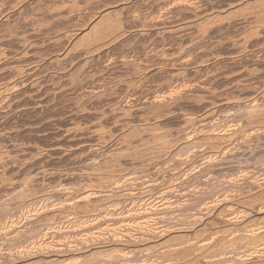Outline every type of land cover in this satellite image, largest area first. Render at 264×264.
I'll use <instances>...</instances> for the list:
<instances>
[{"label":"bare ground","instance_id":"obj_1","mask_svg":"<svg viewBox=\"0 0 264 264\" xmlns=\"http://www.w3.org/2000/svg\"><path fill=\"white\" fill-rule=\"evenodd\" d=\"M44 1L0 0V28L4 30L6 25L13 24L16 33L18 28L24 29L15 35L8 33L11 26L7 29V39L16 36L14 41L4 39L5 44H13L12 55L0 48V79L6 78L0 84V152L17 153L13 158L0 155V212L7 215L14 207L26 208L28 213L23 228L17 229L16 221V227L10 226L14 229L8 232L9 237H5L9 244L0 232L2 242L4 240L7 246L14 245L12 242L21 246L20 250L9 247L15 253L6 246L8 252L0 254V264H34L49 248L50 254L43 256L49 259V264H264V201L261 205L259 202V198L264 199V174L261 175L263 179L258 180L251 174H255L254 171L249 172V169L247 172L245 167L249 163L241 167L245 164L239 160L240 155L244 157L248 151H260L261 145L264 146V83L258 75L259 68L264 67V0H72L66 3L68 10L64 0ZM43 7H46L45 12ZM39 8L42 13L37 12ZM132 8L143 11V14L138 12L143 16L129 14ZM72 17L75 23L70 19ZM56 20L61 22L62 29L52 25V42H43L39 33L41 26ZM70 22L76 31L72 34H69L71 30L67 31L65 35L63 27L66 29ZM137 29L141 30L137 32ZM229 29L236 30L237 34L231 36L234 32H229L228 35ZM0 36L2 45L3 35ZM49 48H59L55 61L66 60L58 73V67L56 71L46 73L45 67L40 65L42 62L28 63L31 55ZM136 52L145 56V62L137 61ZM79 60L81 62L77 64ZM114 73L117 75L113 77ZM184 103L210 112L200 119L197 117V128H193L195 117L192 119L193 116L186 112L188 115H182L185 117L182 118L178 113L193 130L183 128L182 135L177 130L181 137L179 139L178 134L177 140L173 135L177 141L174 142L170 139L172 133L169 136L164 130L167 125L163 126L161 121L162 128L155 121L162 117L172 118L181 109L184 111ZM103 104L110 107L115 120L112 126H119V138L122 139L119 141L122 142L100 148L99 155L104 156L101 160L93 156L96 160H92L90 169L99 176L87 172L88 167L84 172L86 175L92 173L95 182L89 179L90 182L86 180L83 184L80 181L79 187L73 184L72 189L55 188L51 194L59 203L50 204V198V203L34 205L40 202L41 196L37 199L36 194L31 193L32 189L28 187L30 174L26 176L20 172L27 179L22 175L24 181L11 180L7 177L10 174L7 173L8 163L12 160L14 163L17 160L24 163L43 161V156L52 151L58 154L74 151L71 155H75L81 151L82 145L79 144V148L77 140L83 135L77 136L76 129L80 127H69L68 122L74 124V119L85 113L102 119L101 116L109 112H105ZM141 111L148 121V117L156 118L154 123L128 125L132 123V118L130 122L128 118ZM29 112L37 118L31 119ZM27 115L30 120L25 119ZM42 121L45 126L53 122L57 127L58 135L52 138L56 143L41 148L25 138L30 143L24 147L28 144L23 142L26 135L22 137L19 133L27 130L34 133V128ZM42 126L39 127L42 129ZM98 126L104 127L101 123ZM73 128L74 133L71 132ZM99 129H92L97 131L96 136L101 131L106 132ZM120 130L116 132L115 128L113 131L119 134ZM147 131L150 136L147 134L144 138ZM14 134L24 140H17ZM112 135L109 137H114ZM63 138L67 145L57 141ZM100 138L106 140L104 135ZM89 140H85L86 144ZM24 151L30 154V159L24 158L23 153L28 157ZM74 165L70 170L77 167V163ZM261 170L264 173V169ZM237 171H242L244 176L240 178L242 172L239 177ZM43 188H39V192L42 193ZM235 201H243L246 209L240 207L237 212L239 207L235 205V210ZM17 215L20 214L17 212ZM212 226H218L220 232L214 230L218 237L213 230L216 237H208L211 233L207 232ZM187 229L203 231L208 236L187 242L182 234ZM50 235L61 239L53 244L44 242L43 246L49 247L45 250L41 245L44 253L41 247L39 250L34 248L40 238L44 241ZM239 242L246 244L244 249L240 248Z\"/></svg>","mask_w":264,"mask_h":264},{"label":"rangeland","instance_id":"obj_2","mask_svg":"<svg viewBox=\"0 0 264 264\" xmlns=\"http://www.w3.org/2000/svg\"><path fill=\"white\" fill-rule=\"evenodd\" d=\"M46 1V0H45ZM45 1H44V3H45ZM65 1V7H67V10L69 9L68 8V6H69V4H66V3H68L69 1L71 2L72 0H64ZM68 1V2H67ZM43 3V6L45 5ZM71 4V3H70ZM84 6V5H83ZM46 9V7H43V12H45L44 10ZM66 9V8H65ZM135 9V10H134ZM37 10V12L38 13H40V11H41V13H42V8H41V10H40V8L39 9H36ZM35 10V11H36ZM83 10H84V8H83ZM85 10H86V8H85ZM131 10H133V12H131ZM130 10V12H129V14H132V13H134L133 15L134 16H138V14L139 15H141V14H143V11H139V9L138 8H132ZM138 10V11H137ZM37 12H35V13H37ZM118 12H120V11H118ZM138 12H140V13H138ZM136 13H138V14H136ZM141 16H143V15H141ZM140 16V17H141ZM139 17V16H138ZM70 19H72L73 20V22L75 21L74 19H73V17L72 18H70ZM56 21H58L59 22V20H56ZM56 21H52V22H50V26L49 25H42L41 26V28L40 27H37L36 29L37 30H40L41 29V31L39 32L40 33V36H43V42L45 41L46 43L48 42V41H50V42H52V37L54 36V34L51 32V30H50V28L52 27L53 28V26L52 25H58V29L59 30H61L62 29V24H61V22H59L60 24H58V22L56 23ZM68 21H70L69 19H68ZM54 22V23H53ZM53 23V24H52ZM70 23H71V25H70ZM69 23V26H68V24H67V26L68 27H66V29L63 27V31L65 32L64 34L66 35V32L67 33H69L70 32V30H71V32L69 33V34H72L74 31H76V27H75V25L73 26V23L72 22H70ZM75 23V22H74ZM12 24V23H11ZM13 25V24H12ZM12 25H6V27H4L3 29L5 30H2V28H0V35H3V42L4 43H2V45H0V48H3L4 50H7V52H9L10 54H9V56L10 55H12L13 53H11V49L13 48V50H12V52L14 51V47L12 46L13 44L12 43H9V44H5V40L6 41H8V40H12V41H14L15 40V38H16V36H11L9 39H7V37L6 36H8L9 37V35L12 33V35H15V34H17V33H19L18 31H21V32H23L24 31V29H21V27H20V30H19V28L17 29L18 31H17V33H16V30H15V28L12 26ZM66 25V24H65ZM11 26V27H10ZM71 26V27H70ZM11 28L10 30L8 29V28ZM48 27V28H47ZM6 28V29H5ZM14 30H13V29ZM40 28V29H39ZM44 28V30H42ZM71 28V29H70ZM73 28V29H72ZM10 31V32H8V30ZM57 29V30H58ZM141 30V29H140ZM140 30H135V31H140ZM6 32H8L9 33V35H7L8 33H6ZM229 32H234V33H230L231 34V36L233 35V34H237V33H235L236 32V30H234L233 31V29H232V31H230V29H229V31H228V35H230L229 34ZM15 33V34H14ZM6 34V35H5ZM53 34V35H52ZM4 35H5V37H4ZM52 36V37H51ZM234 36V35H233ZM2 36H0V38H1ZM15 37V38H14ZM65 37V36H64ZM6 38V39H5ZM5 39V40H4ZM51 39V40H50ZM45 43V44H46ZM10 45V46H9ZM44 45V44H43ZM5 46H7V47H5ZM12 46V47H11ZM11 47V48H10ZM8 48H10V49H8ZM51 48V47H50ZM50 48L49 49H47V50H43V51H41V53L39 54V53H35V54H33V55H31L30 57H32V58H30L29 60H28V63L29 62H32V63H34L35 61V63H37V61L40 63V62H42V63H40V65H42L43 66V68L45 67V69L44 70H47L46 71V73H48V72H54V71H56V69H58L57 70V72L56 73H58V71H60V69L62 68V67H64L65 66V63H66V60H62V58L60 59L61 61H55L54 59H55V57H56V53L59 55V53L58 52H60L58 49H55V50H53V48L50 50ZM50 50V51H49ZM53 50V51H52ZM52 51V52H51ZM55 51V52H54ZM54 52V53H53ZM45 54V55H44ZM40 55H42V56H40ZM48 55V56H47ZM60 55H62L61 53H60ZM136 55V56H135ZM134 55V57H138L139 58V60L137 59V61H140L141 62V60L143 61V62H145V56L143 55L142 56V54H139V53H137L136 52V54ZM141 56V58L139 57V56ZM46 56V57H45ZM43 57V58H42ZM59 57H62V56H59ZM36 59V60H35ZM144 59V60H143ZM32 60V61H31ZM34 60V61H33ZM8 62V61H7ZM9 62L11 63V59L9 60ZM78 62L80 63L81 61L79 60V61H77L76 63L78 64ZM55 63V64H54ZM58 63V64H57ZM62 63V64H61ZM45 64V65H44ZM12 65V64H11ZM58 65V66H57ZM61 65V66H60ZM56 67H58V68H56ZM46 68H48V69H46ZM89 68V67H88ZM51 69V70H50ZM260 69H262V67L261 68H259V70H258V75L260 76V80H261V82H263L264 83V78H263V75L261 76V74H264V67H263V69L262 70H260ZM43 70V69H42ZM54 70V71H53ZM260 71H263L262 73H260ZM117 75V73H114L112 76L114 77V76H116ZM107 76V75H106ZM107 78H108V80H110V78L107 76ZM6 79V78H5ZM5 79H0L1 81H0V84H2V81L3 82H5L6 80ZM46 79H48V78H46ZM5 80V81H4ZM111 81V80H110ZM121 85H122V83H120ZM118 85V84H117ZM124 85H126L127 86V83L125 82L124 83ZM146 85H148V82L146 83ZM148 86H145V88H147ZM130 90L132 89V88H130V87H128ZM127 88V89H128ZM132 91V90H131ZM133 92V91H132ZM249 97V95H246V98H248ZM245 99V98H244ZM105 104H103V106H104ZM103 106H102V108H103ZM184 106V107H183ZM189 106H191V107H189ZM106 107V108H105ZM105 107H104V109L106 110H104L105 112H107V110L109 111L108 113L111 115H109L108 113L106 114L105 112V116L104 115H102L101 117H103L102 119L101 118H97V117H95L92 113H90V114H88V113H85V114H81V115H79V116H77V118L76 119H74L75 120V123L74 124H70L69 122H68V126L69 127H73L74 126V128H77V127H80V128H78V129H76V130H78V132H79V134H77V131L76 130H74V128L72 129L73 131H71V132H75L76 131V135L77 136H81V135H83V136H81L78 140H77V145L79 146V148H80V145H82L81 147L83 148V150H82V148H80V150L81 151H77L76 152V154H78V155H71V154H73L74 153V151H63L62 153H60V154H58V152L57 151H52L51 152V154H49V153H47V154H45L44 156H43V161L45 160V159H48V158H50V160H45L44 162L46 163H44L43 161H41V160H37V161H32L31 160V162L29 161V162H26V163H24L23 161H18L17 160V163L15 162H13V160H12V162L9 164L8 163V165H7V173L9 174H7L8 176L7 177H10L9 179H11V180H14V179H17L18 181H24L25 179H27V175H28V173L30 174V176H28V178H30V183H29V185H28V187H31L30 189H32V190H30V191H32L31 193H34V194H36V196H37V199L41 196L42 198H44L45 196H46V198L45 199H48V201L47 200H45V199H42L41 197H40V202L38 203V204H34V205H39V206H41V205H43L44 203L46 204V203H50V204H52L53 202L54 203H59L60 201H58L57 200V197H54L55 195H53V194H51V192L55 189V188H59V187H65V188H67V189H72V185L73 184H75V186L74 187H76L77 185H79L80 183V181H81V183L83 184V182L84 181H86V182H90V180L89 179H91V181L93 180V176H92V173H95V174H93V175H96L97 177L99 176L96 172H93L91 169H90V167H91V164L93 163V161H95L96 160V158L99 160L100 158L102 159V157H104V156H102V155H99V154H101V150H100V148L102 149V147L103 146H108V145H112V144H115V143H117L119 140H122V139H120L119 137V135H120V133H121V130L120 129H118L119 128V126H112V125H114V122H115V120L112 118V114H111V110L109 109L110 107L109 106H106L105 105ZM182 107L184 108V111H182L183 109H181V113L179 112V111H177L176 112V114H175V116L174 117H172V118H163L162 117V119L161 118H158V121L156 120V118H152V117H148L149 118V121H148V119H147V117L145 116V117H143L142 115H143V112L141 111V112H139V113H136L135 115H133L132 117H130V118H128V120H129V122H130V119L132 118V119H135L134 121H136V120H138V121H136V122H134L132 119H131V121H132V123L130 122V123H128V125H130V126H136V125H139L138 124V122L140 123V125L142 124V125H147V124H150V123H154V121H155V123L156 122H158L159 123V125H161L162 126V124L164 123V125L163 126H165V125H167L168 126V124H169V126L170 127H167V129H165L166 127H164V130H167V132H169V136H171V133H172V136H171V138L170 139H172L173 138V135H174V138L175 139H177L178 138V134L180 133L181 135H182V132H183V128H185V130L187 131H190V130H193V128H195L196 126L198 127L199 126V124L197 123V121L202 117V116H204V115H206L207 113H209L210 112V110L209 109H205V108H203V109H200V108H197V107H195V106H193V105H190V104H188L187 106H186V104L184 103V104H182ZM182 107H180V108H182ZM188 108V109H187ZM191 108V109H190ZM187 111H186V110ZM178 110H180V109H178ZM189 111V112H188ZM207 111H209V112H207ZM189 114V116H193V118L192 119H194V117H195V122L196 123H194L193 124V128L190 126V125H187V123L185 124L184 123V121H183V119L182 118H185L184 116L182 117V115H188L187 113ZM190 112L192 113V114H190ZM142 113V114H141ZM181 114V115H179V114ZM43 114V113H42ZM141 114V115H140ZM200 114H201V116H200ZM29 117L31 118V119H35V118H37V115L36 114H34V113H32V112H29ZM28 115L25 117V119H29L30 120V118L28 117ZM108 115V116H107ZM180 117H182V118H180ZM195 115V116H194ZM93 116V117H92ZM137 117V119H136V117ZM140 116H142V117H140ZM189 116H187V117H189ZM200 116V117H199ZM40 117V116H39ZM43 116H41V118H42ZM135 117V118H134ZM179 117V118H178ZM199 119H198V118ZM106 120H105V119ZM139 118V119H138ZM144 118H146V120L144 119ZM152 118V119H151ZM67 119V118H66ZM65 119V120H66ZM80 119V120H79ZM88 119V120H87ZM90 119V120H89ZM101 119V120H100ZM151 119V120H150ZM167 119V120H166ZM170 119V120H169ZM174 119V120H173ZM177 119H179L178 121H177ZM91 120H94V121H92V122H95V124L93 123V124H91L92 122H91ZM105 120V121H104ZM142 120H143V122H144V120L146 121V122H142ZM167 121V123H166V121ZM172 120H173V122H172ZM182 120V121H181ZM89 121H90V123H89ZM163 123H162V122ZM176 121H177V123H176ZM77 122H78V126L76 125L77 124ZM79 122H80V125H79ZM128 122V121H127ZM148 122V123H147ZM180 122V123H179ZM183 122V123H182ZM64 124H66L67 123V121L66 122H63ZM62 123V124H63ZM99 123H101L102 125H104V127L103 126H98L99 125ZM161 123V124H160ZM166 123V124H165ZM52 125V127H50L51 125ZM90 124V125H89ZM172 124H175V125H172ZM183 124L184 125V127L183 126H181V125ZM198 124V125H197ZM44 127H43V126ZM50 125V126H49ZM89 125V126H88ZM91 125H93L94 127H92ZM195 125V126H194ZM42 126V129L40 128V127ZM39 126L38 127H36V129L34 128V133L36 132H39L38 134H34V133H32L33 132V130H32V132H31V130H27V132H29L28 133V135H27V132L26 131H22V132H20L19 134H21V136L23 137V136H25V137H23L24 139L26 138H29V140L31 141L32 140V143H34V145L36 146H38V147H43V148H47L48 146L50 147V146H52V144H55L54 143V140H56V139H52V138H56L57 137V135H58V132L55 130V128L57 129V127L55 126L54 127V123L52 122V123H48V125H46L47 126V128H46V126H45V124L43 123V121L42 122H40L39 123ZM48 126H49V128H48ZM76 126V127H75ZM101 129L102 127V129L103 130H105L106 132L105 133H103L104 131H101L98 127ZM108 126V127H107ZM112 126V127H111ZM160 126V127H161ZM163 126H162V128H163ZM192 128H190V127ZM113 127H115L116 128V132L118 131V130H120L119 131V134H115V131H113V130H115V128H113ZM118 127V128H117ZM196 127V128H197ZM40 128V129H39ZM43 128H45V129H43ZM53 128V129H52ZM108 128H111V131L108 129ZM113 128V129H112ZM170 128L172 129V131L170 132ZM182 128V129H181ZM188 128V129H187ZM52 129V130H51ZM86 129V130H85ZM92 129H96V130H100L103 134H101V132L99 133V131H98V133L99 134H97V136L100 138L101 136H105L106 137V140L105 141H103L102 140V138H98L99 140H100V144H99V140L97 139V136L95 135L96 134V132H95V130H92ZM118 129V130H117ZM36 130H38V131H36ZM40 130H42L41 132H40ZM46 130V131H45ZM48 130V131H47ZM53 132H51V131ZM169 130V131H168ZM177 130H180V132L179 131H177ZM182 130V131H181ZM49 131L51 132L50 134H49ZM81 131V132H80ZM173 131H175V132H173ZM46 133V135H43V134H45ZM84 132V133H83ZM113 132V133H112ZM148 132V131H147ZM179 132V133H178ZM32 135H31V134ZM80 133H82L81 135H80ZM93 133V134H92ZM95 133V134H94ZM110 133H112L113 135H114V137H109L110 135H112V134H110ZM19 134H14L15 136H14V138H16L17 140H19L20 138L22 139V140H24L22 137H20L19 136ZM40 134V135H39ZM54 134V135H53ZM87 134H91V136H92V139L93 140H95V141H92V139H91V141L93 142H91L89 139L91 138V136L89 135H87ZM147 134H148V136H150V134H149V132L148 133H144V138H146L145 136H147ZM180 134H179V139H180ZM36 135V136H35ZM87 135V136H86ZM112 135V136H113ZM116 135V136H115ZM28 136V137H27ZM32 136V137H31ZM45 136V137H44ZM175 136H177V137H175ZM36 137V138H35ZM44 137V138H43ZM85 137H87V138H85ZM89 137V138H88ZM93 137H96V139H94ZM48 138V139H47ZM50 138V139H49ZM78 138V137H77ZM82 138H84L85 140H89V141H87V144H86V141L84 140V139H82ZM119 138V139H118ZM173 138V139H174ZM26 139L23 141V142H25V144H26V142L28 143V140L26 141ZM36 139V140H35ZM53 141H52V140ZM81 139V140H80ZM118 139V140H117ZM172 139V140H173ZM175 139H174V142H177V141H175ZM179 139H177V140H179ZM45 140V141H44ZM62 140V141H61ZM96 140H98V141H96ZM19 141H21V140H19ZM30 141H29V143H30ZM43 141H44V143H43ZM49 141V142H48ZM58 142H63L65 145H67L68 144V142L67 141H65V138H63V139H60V140H57ZM81 141V142H80ZM101 141H103V143L101 142ZM136 142L137 141H139V139L138 140H135ZM45 142H48V143H46L45 144ZM67 144H66V143ZM89 142V143H88ZM95 142V143H94ZM106 142V143H105ZM109 142V143H108ZM120 142H122V141H119L118 143H120ZM179 143L181 142L182 143V141H178ZM29 143L28 144H26L24 147H28V145H29ZM32 143L30 144V146H34V145H32ZM35 143H37V144H35ZM63 143H61V144H63ZM74 143H76V141L74 142ZM96 143H98L97 145H96ZM101 143H102V145H101ZM179 143H177V145H178V147H181V146H179V145H181V144H179ZM80 144V145H79ZM88 144H89V146H88ZM205 144V143H204ZM41 145V146H40ZM94 145V146H93ZM99 145V146H98ZM206 145V144H205ZM205 145H202L203 147L205 146ZM30 146H29V148H30ZM45 146V147H44ZM91 146L94 148V147H97V148H91ZM207 146V145H206ZM262 146H263V144L261 145V148L259 149L260 151H258V150H254V151H248V152H246L244 155V157H243V155H240V158H239V160L241 161V163L243 164H245V165H241V163H240V165H241V167H244V166H246L248 163L251 165L249 168H247L248 166H249V164L247 165V167H245L246 168V170H247V172L249 171V169H251L249 172H251V171H254L255 172V174L254 173H252L251 172V174H253V175H255L256 177H257V179L258 180H262L263 179V177L261 176V175H263L264 173L262 172L263 170H261V169H264L263 167H264V150H262V149H264V146H263V148H262ZM89 147V148H88ZM104 148V147H103ZM92 151H95L96 149H97V151H95V152H92ZM180 149V148H179ZM79 150V149H78ZM263 151V152H262ZM5 152H8V154L6 153V154H4ZM24 152H26V151H24ZM30 152V151H29ZM68 152H70V153H68ZM78 152H80V153H78ZM81 152H83V153H81ZM84 152H85V154H84ZM88 153V155H87V153ZM96 152H97V155H96ZM251 152H252V154H251ZM259 152V153H258ZM54 153H57V154H53ZM258 153V154H257ZM17 155V153L16 152H14V151H3V153L1 154V152H0V155H2V157H5L6 155H11V157L13 158V155ZM26 154H28V157H27V155L25 156V153H23V155H24V158H28V159H30L31 158V156H30V154L29 153H27L26 152ZM62 154H64V155H62ZM82 156H80V155ZM84 154V155H83ZM95 154V155H94ZM254 154H255V156H254ZM256 154L258 155V157L256 156ZM49 155H51V157L49 156ZM57 155H59V156H57ZM89 155H90V157H89ZM99 155V156H98ZM251 155V156H250ZM46 156V157H45ZM63 156H65V158L63 157ZM72 156V157H71ZM74 156H76V157H74ZM77 156H80V157H77ZM85 156H87V157H85ZM96 157V158H94V157ZM101 156V157H100ZM252 156H254L253 158H252ZM263 156V157H262ZM7 157V156H6ZM10 157V156H9ZM55 157V160H52V158H54ZM61 157V158H60ZM63 157V158H62ZM242 157V158H241ZM255 157L256 158H258V159H261L260 160V162H259V160L257 159H255ZM261 157V158H260ZM8 158V157H7ZM45 158V159H44ZM58 158V159H57ZM89 158H90V160H91V162H90V160H89ZM100 159V160H101ZM254 159V160H253ZM59 160V161H58ZM60 160L61 161H64V162H60ZM66 160H68L67 162H66ZM87 161V163H85L86 161ZM93 160V161H92ZM128 162L130 161L129 160V157H127V159H126ZM251 160V161H250ZM253 160V161H252ZM47 161H48V163H47ZM239 161V162H240ZM246 161H247V163H246ZM249 161V162H248ZM36 163V165H34L35 163ZM50 162V163H49ZM59 163V165L60 164H62V166L60 165H58L57 163ZM65 162H66V164H65ZM89 162V163H88ZM263 162V163H262ZM13 163V164H12ZM37 163H38V165H37ZM44 164V166H43V164ZM69 163V164H68ZM75 163H77V167H78V169L79 168H81V169H77V167H74V169L73 170H70V169H72V167H73V165L75 164ZM79 163V164H78ZM83 163H85V164H83ZM253 163V164H252ZM256 163H258V164H256ZM20 164H23V167H22V165H20ZM28 164H29V166H28ZM47 164H50L49 166L47 165ZM57 164V165H56ZM71 164H73V165H71ZM81 164H83V165H81ZM88 164V165H87ZM261 166H260V165ZM263 164V165H262ZM11 165V166H10ZM40 165V166H39ZM67 165V166H66ZM81 165V166H80ZM84 165H86V166H84ZM257 165H259L261 168H259V166L257 167ZM22 168H21V167ZM33 166H35V167H33ZM47 166V167H46ZM57 166H59V169H58V167ZM70 166H72V167H70ZM75 166V165H74ZM255 168H254V167ZM30 167V168H29ZM52 167V168H51ZM64 167V168H63ZM66 167V168H65ZM83 167H85L84 169H83ZM88 167V168H87ZM11 168V169H10ZM46 170H45V169ZM54 168H57V169H54ZM77 170H76V169ZM88 169L87 170V172L89 171V172H92L91 174L89 173L88 175H86L87 174V172H84L85 171V169ZM245 168H242V169H245ZM15 169V170H14ZM42 169V170H41ZM64 171H63V170ZM256 169H257V173H256ZM17 170V171H16ZM43 170H44V172H43ZM65 170H66V172H65ZM67 170H69V172H67ZM77 171V172H72V171ZM91 170V171H90ZM175 170V169H174ZM174 170H173V172H174ZM259 170H261L260 172L262 173H260L259 172ZM70 171H71V174H70ZM24 173V174H21V173ZM32 172V173H31ZM34 172V173H33ZM50 172V173H49ZM139 172V171H138ZM170 172H172V171H170ZM238 172H239V174H238ZM242 172V171H241ZM240 171H237V174H238V176L240 175V173H241ZM244 172V174L246 173L245 172V170L243 171ZM243 172H242V174H241V177L240 178H242L244 175H243ZM16 173V174H15ZM19 173L21 174V175H19ZM41 173H43V174H41ZM60 173V174H59ZM73 173H74V176H73ZM77 173V174H76ZM139 173H141V172H139ZM18 174V175H17ZM66 175V178H67V180H66V178H63V177H65V175ZM78 174H80V175H78ZM141 174H143V173H141ZM22 175H24V176H22ZM59 175V176H58ZM64 175V176H63ZM73 177H72V176ZM77 175V177H76V180H78V181H76L75 180V182L73 183V181H74V178H75V176ZM247 175V174H246ZM250 175V174H249ZM253 175H252V177H253ZM257 175H259V176H257ZM22 176V177H21ZM32 176H34L35 178H33V179H38V181L36 182V181H33V179H32ZM43 176H44V179L45 180H43ZM46 176V177H45ZM89 176H91V177H88ZM96 176H95V178H94V180H96ZM261 176V177H260ZM264 176V175H263ZM17 177V178H16ZM18 177H20L19 179H18ZM23 177L25 178L24 180H23ZM57 177H58V179H57ZM60 177V178H59ZM255 177V178H256ZM258 177H260V179L258 178ZM14 178V179H13ZM22 178V179H21ZM80 178V179H79ZM262 178V179H261ZM21 179V180H20ZM42 181H41V180ZM49 181H48V180ZM62 179V180H61ZM71 179V181H69ZM83 179V180H82ZM85 179V180H84ZM16 180V181H17ZM47 180V181H46ZM180 180V179H179ZM15 181V180H14ZM32 182V183H31ZM46 182V183H45ZM85 182V183H86ZM92 182H95V181H92ZM44 185V184H47V185H45L46 186V188H45V186H43L42 184ZM61 183H62V185H61ZM108 183L109 182H107V185H108ZM38 184L39 185H42V187H40V186H38ZM33 185V186H32ZM81 185V184H80ZM106 185V183H105V186H107ZM53 188H52V187ZM57 186V187H56ZM44 187V188H43ZM73 187V188H74ZM77 187H79V186H77ZM39 188H40V190H41V188H43L42 190H43V192L41 193V191L39 192ZM52 188V189H51ZM44 190H46L48 193H46ZM52 190V191H51ZM45 192V193H44ZM44 193V194H43ZM40 194H43V196L42 195H40ZM45 194H47V195H49L50 197L49 198H47L48 196L47 195H45ZM39 196V197H38ZM51 198V201L49 200ZM260 199V205L262 204V202L264 201V199L263 200H261L262 198H259ZM41 200H44L43 202L41 201ZM50 201V202H49ZM238 201V200H237ZM237 201H235V204H234V208H235V210H236V206L235 205H237L238 207V211L237 212H240V210H241V208H243V209H246L245 207H247V205L243 202V201H239V203L241 202V203H243V205H241V203L239 204ZM262 201V202H261ZM258 202V201H257ZM259 202L257 203L258 205H259ZM41 203H43V204H41ZM33 205V206H34ZM241 205V206H240ZM11 207H13V206H11ZM241 207V208H240ZM14 208V207H13ZM13 208H11L9 211H10V213H8L7 215L9 216V217H7V215H4V214H2L1 212H0V220H2V221H0V232H1V236L3 237V239L5 240L6 238L5 237H9L11 234H8V232H10L12 229H14V227H16V224H17V229H21V228H23L25 225L24 224H26V219L24 220V218H26L27 216H28V213H27V211L24 209V208H19V209H13ZM192 209H194V207L192 208ZM240 209V210H239ZM13 210H15L14 212L16 213L15 215H14V212H13ZM16 210H18L17 212L20 214V215H17V212H16ZM12 211V212H11ZM23 211V212H22ZM21 212H22V214L24 215V216H22V214H21ZM190 212H192V211H190ZM189 212V213H190ZM10 214V215H9ZM11 215H12V217H11ZM263 216H264V214H262ZM4 216V217H3ZM6 216V217H5ZM15 216H16V220L14 219L15 218ZM22 216V217H21ZM188 216V215H187ZM3 217V218H2ZM11 217V218H10ZM17 217H19L18 219L20 220V222H19V220L17 219ZM5 218H9L8 220L6 219L5 220ZM188 218H190V217H188ZM187 218V219H188ZM184 219V218H183ZM186 219V220H187ZM22 220V221H21ZM8 222L7 223V225H6V222ZM14 221H16V224H15V222ZM2 222V223H1ZM12 222H14V223H12ZM23 223V224H22ZM6 226H5V225ZM11 224V225H10ZM15 225L13 228H11L13 225ZM4 225V226H3ZM22 225V226H21ZM24 225V226H23ZM2 226V227H1ZM11 226V227H10ZM4 227V228H3ZM7 229H6V228ZM216 227V228H215ZM2 228V229H1ZM214 228V229H213ZM218 226H212V227H210V229H209V231L207 232V233H211V234H209V236L207 235V233L206 232H204L203 233V231H202V233H200V231L198 232V234L199 235H197L196 233V231H194V229L195 230H197L196 228H194L193 230L192 229H187L186 230V232H183L182 234H183V240H185V241H187V242H192L191 240H198V239H202V235H207L208 237H218V235H217V232H214V230H216V231H218V232H220L218 229ZM9 230V231H6V230ZM208 230V229H207ZM212 230H213V232L214 233H216V236H215V234L212 232ZM220 230H221V228H220ZM2 232L4 233V236L2 235ZM195 232V233H194ZM185 233V234H184ZM233 233H235V232H233ZM6 234V235H5ZM195 234H196V236L198 237V238H196V236H195ZM219 234V236H220V233H218ZM232 234H230L229 235V237L231 236ZM233 235H235V234H233ZM202 236V237H201ZM206 236V238H208ZM50 238H48V236H47V238H44V241H42V239H43V237L42 238H40L39 240V242H37V243H35L36 245H37V247L35 246V244H33V247L36 249H38L39 250V248L41 247V245H42V247H44V249L46 250V248H49L48 246L46 247L45 245L43 246V243L45 242V243H57V242H59L60 241V239L58 238V240L56 239V238H53V237H51V235L49 236ZM200 237V238H199ZM233 237V236H232ZM235 237V236H234ZM233 237V238H234ZM53 238V239H52ZM192 238V239H191ZM203 238H205V237H203ZM8 239V238H7ZM50 239V240H49ZM55 239H56V241H55ZM4 240H3V242H4ZM9 240V239H8ZM8 240H5L8 244H9V242L10 241H8ZM47 240H49V241H47ZM37 241V240H36ZM35 241V242H36ZM2 242V239H1V237H0V254L1 253H4V252H8V250L10 251L12 248L13 249H17V250H20L21 248V246H19V244L20 243H17L18 245L17 246H15L16 245V243H13L12 242V244H14V245H9V246H7L6 244V242H4L3 243ZM41 242V243H40ZM39 243V244H38ZM44 243V244H45ZM240 244H239V246H240V248L242 249H244L245 248V243L243 242H239ZM11 244V243H10ZM245 244V245H244ZM3 245H5V246H3ZM40 245V246H39ZM6 246H7V249L8 250H5V248H6ZM39 246V247H38ZM11 249H10V248ZM16 247V248H15ZM42 247L40 248L42 251H43V249H42ZM20 248V249H19ZM33 248V249H34ZM237 248H238V244H237ZM239 248V249H240ZM12 249V250H13ZM50 249V248H49ZM46 250V252L44 253V251H43V256L45 255H48V254H50V250ZM238 249V250H239ZM240 249V250H241ZM11 250V253L13 252V253H15L16 251H12ZM34 251H36V250H34ZM33 251V252H34ZM48 253V254H47ZM43 256H40L38 259H37V262L36 263H38V264H47L48 262L50 263V261H48L49 259H47L46 257H43ZM43 257V258H42ZM42 258V262H40L39 261V259H41ZM46 260H47V263H46ZM36 263H34V264H36ZM48 263V264H49ZM51 264H58V263H56V262H51Z\"/></svg>","mask_w":264,"mask_h":264}]
</instances>
